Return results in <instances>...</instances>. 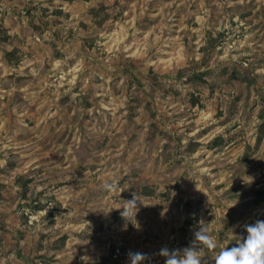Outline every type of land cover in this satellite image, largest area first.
Wrapping results in <instances>:
<instances>
[{"label":"rangeland","instance_id":"374dc122","mask_svg":"<svg viewBox=\"0 0 264 264\" xmlns=\"http://www.w3.org/2000/svg\"><path fill=\"white\" fill-rule=\"evenodd\" d=\"M259 190L264 0H0V264H215Z\"/></svg>","mask_w":264,"mask_h":264},{"label":"clouds","instance_id":"9594fccd","mask_svg":"<svg viewBox=\"0 0 264 264\" xmlns=\"http://www.w3.org/2000/svg\"><path fill=\"white\" fill-rule=\"evenodd\" d=\"M102 189L107 193H115L118 191V184L115 181L105 182ZM139 201L138 194L132 193L130 200H125L122 206L115 209H122L120 216L123 220L135 223L138 205L141 204ZM244 230L247 233L246 238L235 236L238 242L233 247L221 248L214 257L215 264H264V220L257 219L253 223L245 224ZM216 248L217 242L209 233L208 224L201 221L199 230L194 232V239L188 247H163L158 254L165 259V264H202L205 250L215 251ZM127 255L130 264H145L149 259L141 252L130 251Z\"/></svg>","mask_w":264,"mask_h":264},{"label":"trees","instance_id":"16d2710c","mask_svg":"<svg viewBox=\"0 0 264 264\" xmlns=\"http://www.w3.org/2000/svg\"><path fill=\"white\" fill-rule=\"evenodd\" d=\"M67 2H72V1H75V0H66ZM83 1H86V0H83ZM208 48V46H205L203 49H207ZM145 194H148V193H145ZM260 194H261V196H260ZM257 199L255 200V204H257V203H259V202H261V200H263V198H264V192L262 191L261 192V190H259L258 191V193H257ZM189 222H191V221H189ZM188 222V224L189 225H192V223H189Z\"/></svg>","mask_w":264,"mask_h":264}]
</instances>
